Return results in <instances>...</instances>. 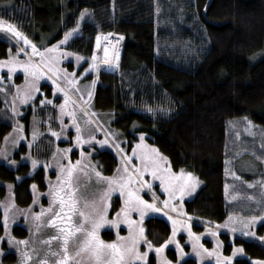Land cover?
Instances as JSON below:
<instances>
[{
	"label": "trees",
	"instance_id": "obj_1",
	"mask_svg": "<svg viewBox=\"0 0 264 264\" xmlns=\"http://www.w3.org/2000/svg\"><path fill=\"white\" fill-rule=\"evenodd\" d=\"M207 1L0 0V18L26 35L52 28L59 33L87 9L70 49L89 55L98 35L117 38V67L97 74L91 103L112 110L118 125L133 123L167 157L173 170L185 169L201 180L196 194L185 200L184 213L212 226L227 214L223 193L227 121L246 117V122L264 128V0H211L205 7ZM9 48L16 49L0 34V57ZM9 127L0 120V142ZM112 147L113 152L99 153L105 173L112 171L115 155L119 157ZM27 168L26 163L15 169L0 163V179L13 182L14 201L19 205L30 201L31 181L44 188L42 169L27 176ZM18 175L21 178L16 180ZM4 189L0 184V196ZM149 212L143 221L144 236L157 246L166 240L176 219ZM12 231L26 235L19 225ZM220 236L228 253V236ZM232 241L248 257L264 261V246L239 237ZM166 252L175 260L173 249ZM13 259L11 252L3 256L4 262ZM196 263L192 257L178 261ZM148 264H155L154 256H149ZM233 264L251 263L243 257Z\"/></svg>",
	"mask_w": 264,
	"mask_h": 264
},
{
	"label": "rangeland",
	"instance_id": "obj_2",
	"mask_svg": "<svg viewBox=\"0 0 264 264\" xmlns=\"http://www.w3.org/2000/svg\"><path fill=\"white\" fill-rule=\"evenodd\" d=\"M87 13L88 12L86 11L83 15H81V13L79 16L77 15L73 24L70 25L68 29L65 30L60 36L57 34L56 28L50 29L49 32L36 30L34 34L43 43V48H41L39 52L43 53L45 60L50 61L49 67H45L41 63V55L36 54V52L27 48L24 44H21V37L17 36L15 32H10L8 28L4 26H0V30L9 34L19 44V46H17L12 41H10L17 50L22 49L23 51L20 52L23 53L26 50L30 55L28 56L24 53V56L29 57L28 59L33 56L35 60L37 59L36 61L38 64L30 59L31 61H33L39 67L42 66L43 68H47V72H51L50 74L56 77L59 82L61 81L63 83L61 85H64L65 82L62 80V78H59L56 71H70L69 69L73 68L72 65L65 62L67 57H65L66 55L63 56V52L66 51V43L64 42L71 40L80 33L81 23L85 19ZM0 20V23L9 25L8 23L3 22L2 19ZM65 22L66 17H63L61 24L64 25ZM77 23H79L78 28ZM69 29H76V31L71 37L68 38V40H64V33ZM108 39L116 40L117 67L119 40L107 34L105 36H99V40H97L96 37L94 41L96 48V70L99 60L101 61L102 47L107 43ZM58 41H60V43H57ZM53 45H56V50L44 52L45 49H50ZM49 68L52 70H49ZM113 71L106 70V72ZM97 73L98 70L96 71V75ZM23 74L25 76V81L19 87V91L18 89L15 90V95L18 98H20V96L22 97L25 94L26 89L30 87L29 84H26V73L24 72ZM50 74H48L50 77L48 79L50 81L48 80V82H44V85L41 84L42 74L38 80H35L34 77L27 75V81L34 83V88H31V91L35 92L34 102L31 105L34 114H32V111H30L23 116H16V119H13V117H8V121L17 122L20 129L22 128V133L19 131L12 132L8 143L4 147H0L1 164H4L11 169H15L21 163H26L28 168L25 175L27 176L33 175L39 168H41L44 182V188L40 189L36 182L31 181L29 184V190L31 193L30 201L25 205H19L14 201L13 182L0 179V184H2L5 188L4 193L0 196V222L2 224V231L0 234V264H20L22 259L21 254L25 251V249H28L31 254L29 264H39V260L44 258L45 250L49 247V245L42 242L47 240L48 237L57 235V229L47 223V221L51 219V216L55 213L49 214L45 212L39 218L35 217L34 213H40L42 211V207L45 209L48 208L51 201L50 192L52 191L50 185H59L61 181L58 180V177H60L62 180L63 176L66 175V171L64 173L61 172V166H64L66 169V167L69 165V162H71L73 165H76L73 175V186L77 188V198L81 208L84 207L85 200L92 201L96 199L97 202H99L98 198L101 192L109 187L108 181L100 180L96 176V172L102 173L104 177L122 176L126 180L129 177L131 178L123 195H121L120 187L117 184H114L113 191L107 197V202L109 204L107 210V219L118 220V224L103 225L101 227L99 230V236L104 241L116 240L117 233L123 237H127L129 235V227L128 224L124 222V216H117V213L120 211L121 207L124 205L125 199L127 198L128 188H130L133 192H138V194L149 203L150 201L152 203L155 200V203L159 204L157 201V184L158 181H161L158 177L162 173H157V175L154 176L151 171H143L144 161L142 158L145 156H150L160 159V157L166 156L159 151L154 152V149L157 150L156 147L146 139V135L144 133L135 130V125L133 123L125 126L118 125L115 121L116 116L112 110L98 107L95 103H91V99L88 104L90 106L87 107L86 105L84 108H82L80 102L76 100L74 101L80 105V108L75 103L68 101L63 93L56 90L52 83L53 78L50 76ZM0 76H2V74ZM9 78L12 80V84L16 83L13 73H11ZM87 81L88 80L83 81L81 85L89 86V84L86 83ZM65 86L68 90L71 88V85ZM10 89L12 90V85H10V88L6 87L5 92L1 93V97L5 100L8 108L9 98L7 97L11 94L8 92ZM35 89H38V91H35ZM72 94L77 95L75 90L72 91ZM76 97L80 99V97ZM42 100L45 101L48 107L45 110L43 109L46 106H44V103H41ZM44 113H46L45 117L43 116ZM241 120L244 122L247 120V118L239 117V119L233 118V120L231 119L227 121V129L231 124H240ZM77 126L80 127L79 135L81 139L86 141V143H77ZM33 132L36 133L35 137L33 136ZM141 134H143V140H141ZM90 137L95 138L90 139ZM100 141H106V143L101 144ZM0 143L2 146V141ZM12 143H14V146L11 145ZM20 144H23V147H20ZM113 145L115 146V151L119 152V157L115 155L116 162L112 168V171L110 173H105L101 169L102 158L99 153L102 151L113 152ZM236 147H238V145ZM257 148L258 150H255L257 153V158L261 164L264 165V143H259ZM119 149H123V151L121 152ZM133 149L136 150L135 153L133 152ZM234 149L237 148L234 147ZM33 160L37 161L35 166L32 164ZM12 161H15L16 163L13 164L11 163ZM77 161H80L78 165L76 164ZM160 163L163 169H167V160L164 161L160 159ZM125 165H127V171L124 170ZM136 168H139L143 172L142 176L136 171ZM20 178L21 176L18 175L16 180H19ZM145 182L150 183L151 187L149 188ZM263 182L264 174L260 175V182L255 187L257 192H260V183L262 184ZM33 185L36 187L33 188ZM146 196L149 199H147ZM159 206L161 207L160 204ZM55 207L58 208V203ZM5 208H8L7 234L5 232L4 221ZM149 214L150 212L145 215ZM130 218L131 220L137 222L135 225L137 229L139 227H143L144 218L141 219L140 213L136 211L135 208L132 209ZM184 218L186 220H194L193 217L188 215L182 217L181 219L184 220ZM195 221L197 220L195 219ZM199 223L205 226L209 225V223L205 221H199ZM15 225L23 227L26 230V235H14L12 229ZM212 228L213 227H210V229ZM105 231H110L113 233V235L106 237L103 233ZM10 237L14 238L11 240V242ZM219 238L223 243V237L219 236ZM179 240L178 243H180ZM259 240L264 241L261 238H259ZM19 241H27L28 243L25 245L19 243ZM228 242L232 247H230L227 254L232 256L234 259L244 257L247 258L251 264H256V261H263L257 258H250L243 251L241 253L234 252V249L241 247L234 244L231 240H228ZM160 245H153L151 248H149L148 244L145 243L143 239H141L139 242V251L141 253L147 252L148 255L142 260L131 261V264H148L150 255L154 256L155 264H178V261L180 260H176V258L180 256V253L177 254L174 252L175 260H173L163 249L160 252L156 251V248H158ZM58 246V241H53L51 244L53 249L58 248ZM7 252L14 254V259L11 262L3 261V256ZM213 258L214 259L211 262H204V264H217L218 259L220 264H227L226 260L221 258L218 254L214 255ZM196 262V264H203L198 261Z\"/></svg>",
	"mask_w": 264,
	"mask_h": 264
},
{
	"label": "crops",
	"instance_id": "obj_3",
	"mask_svg": "<svg viewBox=\"0 0 264 264\" xmlns=\"http://www.w3.org/2000/svg\"><path fill=\"white\" fill-rule=\"evenodd\" d=\"M80 13L81 11L77 15L79 16ZM2 20L3 22L10 25V22L6 19ZM67 29L68 28L65 30ZM65 30L57 34L60 36ZM16 31L22 33V35L19 37H21L20 39L23 40V44L27 48L33 50L31 46L32 44L36 45V49L38 51L43 48V43L36 37L34 33H29L26 35V33H23L18 29H16ZM79 35L80 33L71 40L64 42L66 43V51L63 52V56L66 55L65 57H67L65 62L72 65L73 68L69 69L70 71H56L59 78H62V80L65 82L63 85L64 87H66L65 85H71V88L68 90L69 93H67L65 90L61 91L62 88L54 81L52 83L56 90L63 93L65 97V94H67L66 99L68 101L75 103L80 108V105L74 101L76 100L80 102L82 108H84L86 105L87 107L90 106L88 104L95 90L96 70L95 68H89V64L94 62L92 59V53L90 55H84L68 47V44ZM24 37H27L28 40L31 41V44H26ZM77 56L83 57V59L77 60ZM0 59H2L0 61L5 62L14 60L28 63L30 61L32 64H35L15 48H9L6 55ZM39 68L43 73H47L46 75H41V84H45L44 82H48V78H50L48 74L51 72H47V68H43L42 66ZM86 69L87 71H85ZM12 73L16 82L15 84H12V80L9 78L11 75H9L8 67H0V75L2 74V76H0V120L10 125L8 131L1 140L2 146L0 143V147H4L8 143L12 132L19 131L22 133V128L20 129L17 122L8 121V117H13V119H16V116H23L30 111H32V114H34L31 105L34 102L35 95H32L30 99H27L23 102L21 100V96L18 98L15 95V90L19 89V87L25 81V76L23 74L24 69L16 68ZM81 73H83V75H81ZM50 76L53 75L50 74ZM85 80H88L86 83H88L89 86L81 85V83H83ZM61 84L63 83L61 82ZM10 85H12V90L10 89L8 91L11 93H9L10 95L7 97L9 98L8 108L5 100L1 97V93L5 92L6 87L10 88ZM73 90H75L77 95L72 94ZM89 93H91V95H89ZM76 96L80 97V99H78ZM44 106L46 107L43 110L48 108L46 103H44ZM14 108L15 111L13 110ZM43 116L45 117L46 113H44ZM227 133L228 136L224 150L225 158L223 170V193L227 214L223 219L217 222H211L213 226L212 229L195 228L192 226V224L181 219L182 217L186 216L183 207L184 201L191 199L202 185L201 180L194 173H192L193 177H195L198 181L195 188L189 190L188 194L182 198L180 196H176L170 201L168 206H165L163 202L169 198V193L166 192L164 187L161 186V181H158L157 201L161 207L164 208L167 213L172 214V216H174L178 222L176 224L177 231L175 232L174 238L169 240V237L173 235L172 227L165 240L168 241V243L165 244V241L162 243L164 244L163 250L166 251L167 249L171 248L177 254L180 253V256L177 257L176 260L192 257L196 261L204 263L211 262L214 259V255L218 254L223 259L226 257H231L230 260H225L227 264H233L232 260L234 258L223 251V243L219 238L220 233L227 234L229 241H232L233 237L251 240L264 236V182L262 184L260 183V192L255 190V187L260 182V175L264 174V165H262L257 158V153L255 151L258 150L257 145L259 143H264V128L245 121L241 122V124L235 123L229 125ZM11 145L14 146V143ZM237 145L238 147H236ZM234 147L237 149H234ZM167 168H170L171 172L177 174L180 173L181 170H183L185 173L190 172L185 169L173 170L168 159ZM171 205H176V208L173 209ZM251 217H260V219L252 221L250 219ZM225 224H227V227H223ZM260 226H263L262 232L258 233V227ZM189 229L191 233L195 234V236L190 235ZM178 240L180 243H178ZM177 245H179V247ZM201 245L203 247H201ZM209 252L212 254L209 255ZM197 253H199V255Z\"/></svg>",
	"mask_w": 264,
	"mask_h": 264
},
{
	"label": "snow or ice",
	"instance_id": "obj_4",
	"mask_svg": "<svg viewBox=\"0 0 264 264\" xmlns=\"http://www.w3.org/2000/svg\"><path fill=\"white\" fill-rule=\"evenodd\" d=\"M88 11L87 9L82 10L81 15L84 12ZM0 26L7 27L10 32H15L17 36H21L22 33L16 31V29L11 25H4L0 23ZM79 27V23H77V28ZM76 29H69L64 33V40H67L69 37L73 35ZM97 40H99V35L97 36ZM24 41L26 44H31V41L28 40L27 37H24ZM57 43H60L58 41ZM33 51L36 54L41 55L42 60L41 63L45 67H49L50 61H47L43 57V53H40L36 49V45H31ZM56 50V45H53L50 49H45L44 52H49ZM18 51H23L22 49H18ZM105 57L108 56V48L105 46L104 49ZM83 59V57L77 56V60ZM93 63L89 64V68H95V53L93 54ZM8 67L9 75L16 68H23L26 73V84H29L30 87L26 89L25 94L21 97L22 102L30 99L31 95H34L35 92L31 91V88H34V83L27 81V75H30L38 80L41 74L46 75L47 73H43L38 65L32 64L30 61L28 63L9 60L8 62L0 61V67ZM49 70H52L49 68ZM87 71V69L85 70ZM83 75V73H81ZM19 91V89H18ZM38 91V89H35ZM63 91V89H61ZM66 98H67V94ZM91 95V93H89ZM41 103H45V101H41ZM15 111V108L13 109ZM77 143H86L83 141L79 135L80 127L77 126ZM55 134V133H54ZM36 133L33 132V136L35 137ZM95 137H90V139H94ZM141 140H143V134H141ZM101 144L106 143V141H100ZM66 151V150H65ZM119 151H123V149H119ZM135 149L133 152L135 153ZM154 152H158V150L154 149ZM83 155V153H82ZM144 161L143 171H151L154 176L157 173H162L159 175V179L161 180V186L164 187L165 191L169 193V198L166 199L163 203L165 206L170 204V201L176 196H180L181 198L188 194V191L194 189L196 183L198 181L195 177H193L192 173H185L181 170L180 173L171 172L170 168L163 169L160 163V159L166 161L167 157H160L157 159L156 157L145 156L142 158ZM11 163L15 164V161ZM37 163L36 160L32 161L33 166ZM80 161H77L78 165ZM47 167V166H45ZM135 167V166H133ZM76 169V165H73L69 162V165L66 167L61 166V172L64 173L66 171V175L63 176L61 180L58 177V180L61 182L59 185H50L52 191L50 192L51 201L48 208H43L40 213H34V216L39 218L43 215V213L47 212L49 214L55 213L51 216V219L47 221L49 225H52L57 229V235L48 237L47 240L42 243L48 244L49 247L45 250L44 258L39 260V264H131V261L134 260H142L147 257L148 253H141L139 251V242L141 239L148 244V247L151 248L153 245L151 241H148L146 237H144V228L139 227L138 229L135 227L136 221L131 220L130 213L133 208L140 213L141 219L144 218L145 214L149 211L162 212L164 215H167V212L164 208H157L155 204V200L152 203L144 200L138 192H133L130 188L127 189L128 195L125 199L124 205L121 207L120 211L117 213V216H124V222L128 224L129 227V235L127 237L120 236L117 233V239L113 241H104L99 236V230L103 225H116L118 224V220H108L107 219V210L109 204L107 202V197L113 191V185L117 184L120 187L121 195L124 194L125 189L127 188V184L130 177L126 180L124 177H104L102 173L96 172V176L100 180L108 181L109 187L104 189L98 201L96 199L92 201H84V207L81 208L79 205V200L77 198V188L73 186V175ZM125 171H127V165H125ZM136 171L143 175V172L136 168ZM147 186L150 188L151 185L148 182H145ZM36 186L33 185V188ZM58 203V208L55 207ZM31 207V206H29ZM173 209L176 208V205H171ZM87 209V210H86ZM8 208H5V232L7 234V219H8ZM169 219H173L169 216ZM252 221L260 219V217H251ZM178 222L173 220V235L169 237V240L173 239L175 236V232L177 231L176 224ZM183 223V222H180ZM223 227H227V224L223 225ZM189 233L192 236H195L194 233H191L189 229ZM254 235V233H253ZM14 239L10 237L11 240ZM198 239V237H197ZM264 240V237H261ZM53 241H58L59 246L56 249L51 247ZM21 244L27 245V241H19ZM165 244L168 241L164 242ZM179 247V245H177ZM201 247H203L201 245ZM164 248V244H161L158 248H156L157 252H160ZM207 251V250H205ZM243 249H234V252H242ZM199 255V253H197ZM212 253L209 252V255ZM22 259L20 264H29L31 259V254L28 249L21 254ZM225 259L230 260L231 257H226ZM217 264H220L219 259L217 260ZM256 264H264V261H256Z\"/></svg>",
	"mask_w": 264,
	"mask_h": 264
},
{
	"label": "bare ground",
	"instance_id": "obj_5",
	"mask_svg": "<svg viewBox=\"0 0 264 264\" xmlns=\"http://www.w3.org/2000/svg\"><path fill=\"white\" fill-rule=\"evenodd\" d=\"M105 46L108 48V56L105 57L104 49ZM117 45L115 39H108L107 43L102 47L101 53V63L105 66L107 71H113L116 67V54H117Z\"/></svg>",
	"mask_w": 264,
	"mask_h": 264
},
{
	"label": "built area",
	"instance_id": "obj_6",
	"mask_svg": "<svg viewBox=\"0 0 264 264\" xmlns=\"http://www.w3.org/2000/svg\"><path fill=\"white\" fill-rule=\"evenodd\" d=\"M0 33H1V35H3V36H5L9 41H12L15 45H17V46H19V44L9 35V34H7L6 32H4V31H1L0 30ZM24 53L26 54V55H30L26 50L24 51ZM30 59H32L34 62H36L37 63V59L35 60V58L32 56V57H30ZM38 64V63H37ZM53 80L55 81V82H57L56 81V79L55 78H53ZM189 221H191V222H195V223H197V224H199V225H203V224H201V223H199V222H197V221H192V220H189ZM203 226H205V225H203ZM207 226V225H206ZM208 227V226H207ZM254 242H256V243H258V244H260V245H263L264 246V241H261V240H254Z\"/></svg>",
	"mask_w": 264,
	"mask_h": 264
},
{
	"label": "water",
	"instance_id": "obj_7",
	"mask_svg": "<svg viewBox=\"0 0 264 264\" xmlns=\"http://www.w3.org/2000/svg\"><path fill=\"white\" fill-rule=\"evenodd\" d=\"M210 1H211V0H208V1H207V4H206L205 7H207V6L209 5ZM104 71H106L105 66H104L102 63H99V64H98V72L100 73V72H104Z\"/></svg>",
	"mask_w": 264,
	"mask_h": 264
},
{
	"label": "flooded vegetation",
	"instance_id": "obj_8",
	"mask_svg": "<svg viewBox=\"0 0 264 264\" xmlns=\"http://www.w3.org/2000/svg\"><path fill=\"white\" fill-rule=\"evenodd\" d=\"M91 53H92V54H94V53L96 54V48H95V45L93 46V49H92ZM91 53H90V54H91ZM90 54H89V55H90ZM97 70H98V69H97ZM98 73H99V72H98ZM98 73H97V74H98Z\"/></svg>",
	"mask_w": 264,
	"mask_h": 264
}]
</instances>
